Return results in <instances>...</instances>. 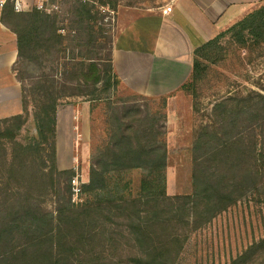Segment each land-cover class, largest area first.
I'll return each mask as SVG.
<instances>
[{
	"label": "trees",
	"instance_id": "16d2710c",
	"mask_svg": "<svg viewBox=\"0 0 264 264\" xmlns=\"http://www.w3.org/2000/svg\"><path fill=\"white\" fill-rule=\"evenodd\" d=\"M92 2L72 1L64 34L56 14L14 13L10 3L0 11L15 36L12 71L21 89V113L0 121V264H175L186 230L206 227L247 193L264 204V85L211 104L193 130L191 192L169 196L168 98L115 96L124 88L113 71L112 37ZM223 45L251 62L264 48V3L193 51L180 91L194 113L197 86ZM73 98L90 112L104 106L105 117L76 203L74 171L55 164L56 110ZM259 213L264 227V208ZM226 264H264V235Z\"/></svg>",
	"mask_w": 264,
	"mask_h": 264
},
{
	"label": "rangeland",
	"instance_id": "374dc122",
	"mask_svg": "<svg viewBox=\"0 0 264 264\" xmlns=\"http://www.w3.org/2000/svg\"><path fill=\"white\" fill-rule=\"evenodd\" d=\"M72 1L49 0V4L56 8L55 13H51V15L56 14L62 22L60 24L62 29L59 32L63 31L65 33L66 27L63 26H67L70 21L69 10ZM89 1L92 2V0ZM108 1L114 2L113 8L110 3L105 6L98 5L96 1L92 3L96 7L99 16H102L100 24L105 34L112 38L117 31V21L124 18L125 14L146 8L153 9L168 3V0ZM211 58L216 59V62L207 65L204 77L197 86V113L192 112L193 102L191 97L180 95L177 98L174 97L168 100L169 102L174 101L176 106L180 108L175 127H166V120L163 123L167 143L166 192L169 196L186 195L191 192L190 150L193 141V130L200 122L207 121L204 115L210 111L211 104L224 97L228 92H241L244 89L256 90L254 87L256 83L264 85V48L253 54L251 62L243 58L242 52L227 45H223L222 50L213 54ZM131 95L132 93L129 91L119 89L115 96L125 99ZM84 103L86 102L82 99L73 98L62 101L58 106L69 109L68 105H78L76 107L79 110L78 114L75 112L73 116L74 128L66 130V124L64 126L62 123L65 131L70 130L72 132V146L69 144L71 141L70 136L67 137L68 134H66L59 148H64L67 156L72 154L76 163L74 171L78 168V172L74 173L81 183L80 186L87 183V167L90 165L91 148L103 137L105 118L103 115L104 106H95L93 111L90 112L88 103L89 107L80 106ZM138 104L143 106V101H138ZM155 105L159 104H151V107L154 109ZM167 109H169V106ZM167 109H164L167 114L166 118L169 112ZM133 177L136 179L138 175L134 174ZM250 193L246 194L244 201L237 203L236 207L212 220L206 227L193 232L186 230L183 233L186 242L175 264H226L251 241L264 235V227H262L259 213L261 208H264V204L257 201L255 194ZM78 201L79 196L76 202ZM45 208L52 210L53 207L50 203H47Z\"/></svg>",
	"mask_w": 264,
	"mask_h": 264
},
{
	"label": "crops",
	"instance_id": "0c3cea01",
	"mask_svg": "<svg viewBox=\"0 0 264 264\" xmlns=\"http://www.w3.org/2000/svg\"><path fill=\"white\" fill-rule=\"evenodd\" d=\"M18 1L25 10L35 4V0ZM262 3L264 0H168L153 9L127 13L117 21L112 38L113 71L121 86L133 94L177 98L182 95L180 87L189 80L193 51ZM15 62V36L0 23V121L21 113V89L12 71ZM84 105L89 107L87 103L80 106ZM68 106L56 111L55 163L59 171H74L76 165L72 154L67 156L59 148L66 134L72 146V132L63 125L66 130L74 128L73 116L79 110L78 105ZM168 106L165 126L173 128L180 108L174 101Z\"/></svg>",
	"mask_w": 264,
	"mask_h": 264
},
{
	"label": "built area",
	"instance_id": "2783aa9c",
	"mask_svg": "<svg viewBox=\"0 0 264 264\" xmlns=\"http://www.w3.org/2000/svg\"><path fill=\"white\" fill-rule=\"evenodd\" d=\"M82 2H91L89 0H82ZM6 3H10L12 6V10L14 13H22V12H28L29 10H25V8L21 5V3L18 0H0V10L3 8V6ZM35 9L36 11L44 12L46 14L55 13V7L49 4V0H35V4L32 7V9ZM31 10V9H30ZM61 34L64 33L63 31L60 32ZM80 181L78 180V177L75 175L70 180V186L72 190V202H76L78 200V196L80 194Z\"/></svg>",
	"mask_w": 264,
	"mask_h": 264
},
{
	"label": "water",
	"instance_id": "95a60500",
	"mask_svg": "<svg viewBox=\"0 0 264 264\" xmlns=\"http://www.w3.org/2000/svg\"><path fill=\"white\" fill-rule=\"evenodd\" d=\"M32 132H34V131H33V127H32Z\"/></svg>",
	"mask_w": 264,
	"mask_h": 264
}]
</instances>
